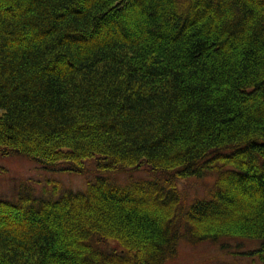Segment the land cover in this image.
I'll return each instance as SVG.
<instances>
[{"label": "trees", "instance_id": "1", "mask_svg": "<svg viewBox=\"0 0 264 264\" xmlns=\"http://www.w3.org/2000/svg\"><path fill=\"white\" fill-rule=\"evenodd\" d=\"M3 154L89 177L0 199V264H164L224 237L264 264V0H0ZM192 177L211 189L184 204Z\"/></svg>", "mask_w": 264, "mask_h": 264}, {"label": "rangeland", "instance_id": "2", "mask_svg": "<svg viewBox=\"0 0 264 264\" xmlns=\"http://www.w3.org/2000/svg\"><path fill=\"white\" fill-rule=\"evenodd\" d=\"M88 163L86 167L93 168V164ZM128 173H132L133 177L149 174L145 168H140L132 172L112 171L109 175L112 182L120 184L126 181ZM87 177L89 174L86 172L69 170L65 163L54 168H44L38 162L20 155H0V199L17 201L21 195L56 199L65 191L85 190ZM210 180L211 177L178 180L177 187L182 202L186 204L195 198L208 197ZM260 244V239L238 237L198 243H190L180 238L177 254L164 264H263L256 254Z\"/></svg>", "mask_w": 264, "mask_h": 264}]
</instances>
